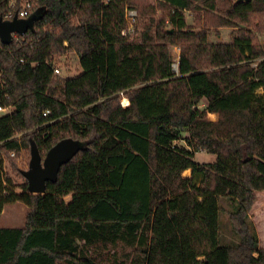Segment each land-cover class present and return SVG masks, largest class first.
<instances>
[{
	"label": "trees",
	"instance_id": "1",
	"mask_svg": "<svg viewBox=\"0 0 264 264\" xmlns=\"http://www.w3.org/2000/svg\"><path fill=\"white\" fill-rule=\"evenodd\" d=\"M161 1L169 10L138 42L124 33L125 9L153 12L138 0H37L32 29L0 42V104L13 107L0 116V214L17 202L27 208L21 227H0V264H103L91 249L107 246L133 248L128 264H264L249 221L264 192V43L249 31L208 43L183 13L200 2L208 26H252L264 0H233L223 16L214 15L216 0ZM7 10L0 0V15ZM70 52L81 72L54 75V58ZM65 138L82 148L45 193H29L14 157L30 155L33 141L43 158ZM200 150L215 160L194 161ZM4 161L25 180L19 192ZM221 197L236 200L235 245L219 241Z\"/></svg>",
	"mask_w": 264,
	"mask_h": 264
},
{
	"label": "rangeland",
	"instance_id": "2",
	"mask_svg": "<svg viewBox=\"0 0 264 264\" xmlns=\"http://www.w3.org/2000/svg\"><path fill=\"white\" fill-rule=\"evenodd\" d=\"M233 0H216V10L214 15L223 16L224 12L231 5ZM142 5H148L153 8V12L142 16L138 14L136 22L131 31H128L127 27L124 30V33L128 36L129 41L138 42L141 39V33L144 30L145 25H152L151 31L155 29V23L161 17L165 16L167 11L166 7H162L160 3L161 0H138ZM130 9V8H128ZM204 6L200 2L193 4L189 10H185L184 17L186 24L191 27L195 32L201 31L203 29L207 30V41L208 43H230L233 38L242 32L249 31L253 39L260 45L264 43V15L255 17L253 20V25H243L239 22L232 21L230 26L226 27H214L208 26L205 23V10ZM170 54L173 58V70L177 71L179 56L181 53V46L179 44H173L167 46ZM54 62L60 68L61 78H69L78 75L81 72L79 66L78 57L75 53L70 52L66 56L60 58H54ZM257 94H262L263 89L259 88L255 91ZM125 98V97H123ZM122 98V99H123ZM202 101L199 105L200 108L204 107ZM206 118L209 121H217L218 115L216 113H207ZM183 136L187 135L185 131L182 132ZM183 144V142L179 143ZM15 158V163L18 168L26 170L28 168V162L30 155L27 150L22 149L21 153ZM215 160V155L209 153L206 150H200L195 153L194 161L198 163H208ZM4 172L5 176L8 177L11 181L10 188H13L14 191L19 192L20 186L25 183V180L21 178L15 171L12 170L8 161H4ZM182 177H190L191 171L185 170L182 174ZM198 182V179H196ZM65 200H70V196H66ZM219 204L221 207V212L219 214V241L220 244L224 245H235L239 242L238 236L233 232L231 224L229 221V213L236 208V200L229 197H221L219 199ZM26 212V206L22 203H13L10 205L4 206L0 214V227L6 228H15L21 227L24 222V216ZM249 221L252 223L253 227L256 230V234L259 239V245L264 247V192H256V197L254 204L249 211ZM93 253L97 254L99 261L103 264H113L115 261L123 262L128 264L134 256L133 248L128 247H118L113 248L110 246L91 249ZM201 259V258H199Z\"/></svg>",
	"mask_w": 264,
	"mask_h": 264
},
{
	"label": "water",
	"instance_id": "3",
	"mask_svg": "<svg viewBox=\"0 0 264 264\" xmlns=\"http://www.w3.org/2000/svg\"><path fill=\"white\" fill-rule=\"evenodd\" d=\"M247 0H236V2ZM37 18L34 13L27 19H13L12 21H3L0 17V40L3 44L11 42V34H25L32 29ZM172 33L173 30L169 29ZM82 148L80 141L65 138L57 142L46 152L42 158L36 144L30 141V158L28 168L21 173L27 182V191L31 194L45 193V184L47 181L55 182L60 167L69 162L77 152Z\"/></svg>",
	"mask_w": 264,
	"mask_h": 264
},
{
	"label": "built area",
	"instance_id": "4",
	"mask_svg": "<svg viewBox=\"0 0 264 264\" xmlns=\"http://www.w3.org/2000/svg\"><path fill=\"white\" fill-rule=\"evenodd\" d=\"M7 1V11H5L2 15H0V17L2 18L3 21H12L13 19H27L28 17H30L33 13V8L35 7L36 1L37 0H5ZM16 4L19 5V9H16ZM137 11L135 9H125L124 12V17H125V21L127 24V29L128 31H131L136 19H137ZM24 35V34H23ZM20 35L17 33H12L11 34V41L14 39L16 40ZM1 42V40H0ZM20 63H23V59L19 60ZM51 69L54 75H60V68L59 66L53 62L51 65ZM257 66V62H252L251 63V67L255 68ZM2 75H3V70L0 66V85L1 87L4 85L3 81H2ZM5 98H7V95H5ZM121 105H122V99L120 101ZM123 107H125L124 105H122ZM13 110V107L10 105L4 106L0 104V116L1 115H6L11 113V111ZM49 113V111H45L42 113L43 116H46ZM11 156H14V153H11Z\"/></svg>",
	"mask_w": 264,
	"mask_h": 264
},
{
	"label": "bare ground",
	"instance_id": "5",
	"mask_svg": "<svg viewBox=\"0 0 264 264\" xmlns=\"http://www.w3.org/2000/svg\"><path fill=\"white\" fill-rule=\"evenodd\" d=\"M128 104H129L128 99L127 98H123L122 99V105L127 106Z\"/></svg>",
	"mask_w": 264,
	"mask_h": 264
},
{
	"label": "crops",
	"instance_id": "6",
	"mask_svg": "<svg viewBox=\"0 0 264 264\" xmlns=\"http://www.w3.org/2000/svg\"><path fill=\"white\" fill-rule=\"evenodd\" d=\"M187 170H190V169H187ZM26 210H27V208H26Z\"/></svg>",
	"mask_w": 264,
	"mask_h": 264
}]
</instances>
